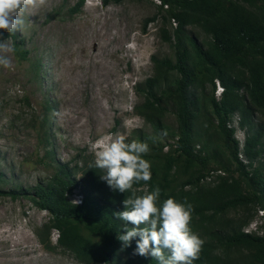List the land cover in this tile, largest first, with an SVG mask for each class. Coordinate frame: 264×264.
Wrapping results in <instances>:
<instances>
[{
	"label": "trees",
	"instance_id": "trees-1",
	"mask_svg": "<svg viewBox=\"0 0 264 264\" xmlns=\"http://www.w3.org/2000/svg\"><path fill=\"white\" fill-rule=\"evenodd\" d=\"M156 1L164 12L161 37L171 46L173 58L151 57L152 75L135 86L141 99L135 112L153 132L137 137L149 144L144 158L152 176L134 188L141 195L158 186L161 200L171 196L191 204L190 226L204 241L193 264H264V218L260 236L243 232L255 212L264 214V126L254 119L255 114L264 118V0ZM171 20L176 26L169 32L165 26L172 25ZM0 38L11 39L15 53L26 58L15 33L3 32ZM215 80L223 88L218 100ZM44 110L46 123L50 107ZM167 112L174 115L173 130L164 123ZM235 117L244 133L242 147L234 138ZM40 131L43 158L52 166L44 125ZM162 138L166 145L159 144ZM93 164V158L83 161L79 179L58 165L45 182L7 194L12 199L24 196L48 213V222L37 233L46 249H51L54 230L57 248L83 264H156L150 255L135 254V241L125 248L117 239L123 225L114 213L124 210L128 193L112 190L100 178L104 171ZM219 170L225 175L205 181ZM76 191L79 204L71 199Z\"/></svg>",
	"mask_w": 264,
	"mask_h": 264
},
{
	"label": "rangeland",
	"instance_id": "rangeland-1",
	"mask_svg": "<svg viewBox=\"0 0 264 264\" xmlns=\"http://www.w3.org/2000/svg\"><path fill=\"white\" fill-rule=\"evenodd\" d=\"M102 1L22 0L14 33L26 58L4 53L11 64L0 66V264H83L57 248L54 230L51 249L44 248L37 233L48 213L7 192L45 182L58 165L79 179L77 169L84 160L95 159L93 144L99 138L119 133L131 141L153 132L135 112L141 103L135 86L152 75L151 57L173 58L160 32L164 12L150 0ZM45 106L50 110L43 123ZM254 119L264 126L259 114ZM236 122L235 117L234 138L240 144L244 133ZM164 123L175 129L174 115L167 112ZM42 125L52 166L39 144ZM166 142L162 138L159 144ZM74 197H80L78 191ZM255 213L248 226L260 222Z\"/></svg>",
	"mask_w": 264,
	"mask_h": 264
},
{
	"label": "clouds",
	"instance_id": "clouds-1",
	"mask_svg": "<svg viewBox=\"0 0 264 264\" xmlns=\"http://www.w3.org/2000/svg\"><path fill=\"white\" fill-rule=\"evenodd\" d=\"M22 0H0V33H14ZM15 46L0 38V66L9 67ZM95 168L104 171L100 178L114 191L128 193L124 210L114 213L122 222V234L117 239L127 248L136 242L135 254L150 255L156 264H193L204 244L191 228L192 206L174 197L161 200L156 186L137 195L135 184L151 180V164L144 157L150 151L144 141L127 140L119 133L99 138L93 144ZM129 223L132 227H129Z\"/></svg>",
	"mask_w": 264,
	"mask_h": 264
},
{
	"label": "built area",
	"instance_id": "built-area-1",
	"mask_svg": "<svg viewBox=\"0 0 264 264\" xmlns=\"http://www.w3.org/2000/svg\"><path fill=\"white\" fill-rule=\"evenodd\" d=\"M154 2H156V3H158V4H160V2L159 1H154ZM157 4V5H158ZM164 8H167V6L165 5L164 6ZM171 24H172V26L173 27H175L176 26V23L174 22V20H171ZM214 84H215V86H214V97L218 100L219 98H220V96H221V94H222V92H223V88H222V86L219 84V82L217 81V80H215L214 81ZM229 127H231V125H229ZM242 144L243 143H240V147H242ZM165 148V150H167L168 149V147H164ZM214 175H220V176H224L225 175V173L223 172V171H216V172H211L210 174H209V176L208 177H206V179H205V181L206 182H212V180H213V176ZM76 204H79L80 203V197L79 198H76V197H74V200H73ZM258 214H259V223H254L253 224V227H251V226H247V227H245L244 229H243V232L244 233H246V234H256V235H258V236H260L262 233L260 232V230L258 229L259 228V226L261 225V221H262V218H264V214H263V211H258Z\"/></svg>",
	"mask_w": 264,
	"mask_h": 264
},
{
	"label": "bare ground",
	"instance_id": "bare-ground-1",
	"mask_svg": "<svg viewBox=\"0 0 264 264\" xmlns=\"http://www.w3.org/2000/svg\"><path fill=\"white\" fill-rule=\"evenodd\" d=\"M20 241V240H19ZM28 244V243H27ZM32 261V260H31Z\"/></svg>",
	"mask_w": 264,
	"mask_h": 264
}]
</instances>
